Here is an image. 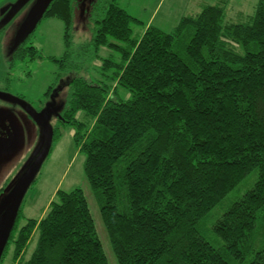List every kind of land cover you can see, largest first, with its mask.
Instances as JSON below:
<instances>
[{"label":"trees","instance_id":"obj_1","mask_svg":"<svg viewBox=\"0 0 264 264\" xmlns=\"http://www.w3.org/2000/svg\"><path fill=\"white\" fill-rule=\"evenodd\" d=\"M120 1L54 0L44 16L65 26L67 50L51 57L70 89L65 104L56 100L58 123L74 127L118 264H264V0L238 23L226 22L221 0L170 32L146 25L139 36L133 24L142 22ZM76 5L89 9L93 36L72 62ZM25 47L12 61L42 58ZM104 47L120 55L106 60L105 78L75 77L77 61ZM53 128L54 141L62 129ZM252 174L254 185L210 217ZM57 198L41 220L21 206L0 264L11 247L12 264H109L83 190Z\"/></svg>","mask_w":264,"mask_h":264},{"label":"rangeland","instance_id":"obj_2","mask_svg":"<svg viewBox=\"0 0 264 264\" xmlns=\"http://www.w3.org/2000/svg\"><path fill=\"white\" fill-rule=\"evenodd\" d=\"M258 1L228 0L226 22L238 23L241 13L252 15ZM17 2L18 0H1L0 6L7 4L8 6H6L11 8ZM220 2L221 0H199L198 2L197 0H121L120 4L142 22L140 24H133L134 33L139 36L145 32L146 25L170 32L178 25L182 17L194 16L200 13L202 4L209 3V5H215ZM32 6L33 4L31 3L24 7V9L20 10L5 24L2 23V16H0V89L8 91L2 93L19 98V100L24 101L36 112L40 113L50 102V98L47 99L45 97V93L50 85H57L56 90L60 88L62 83V80L57 79L59 63L52 61L51 57L61 59L67 47L64 38V23L55 17H46L43 18L25 45L26 49L31 47L36 48L38 55L42 58H33L28 53L24 59L16 57L12 61L13 54H11V51L17 34ZM90 15L89 9L80 12L78 5H76L72 30V50L74 52L72 62L77 60V50L92 39L93 21ZM111 42L118 43L114 39H111ZM236 50L240 51L239 48H236ZM107 59H114L116 62H119L120 55L112 48L104 47L101 48L98 55L92 53L83 56L77 61L79 67L77 70H74V76L90 81L105 78L103 67ZM68 78L69 76L66 77V82ZM108 83L112 82L108 81ZM69 95L70 89L64 85L58 93L56 100L58 99L59 103L65 104L69 99ZM119 97L122 101H129L132 99V94L123 88H119ZM6 102H0L1 107L10 108L15 111L17 132L13 141L17 148L10 159L7 156H3L0 159V192L6 187L1 198L8 192L6 190H9L19 179V175L22 174L21 172L35 153L42 134L40 126L20 104ZM58 118L59 116L53 117L51 124L53 127L61 126L62 137L53 141L49 156L44 161L34 183L26 193L21 205L24 214L27 218L41 220L49 211L51 202L58 201L57 192L59 190L70 192L77 188L82 189L88 201L96 231L102 242L108 262L109 264H118L108 230L101 215L100 205L85 174V154L76 147L74 142V127L60 125ZM79 120H85V116L80 114ZM8 129L12 130L13 125L8 124ZM255 181V174L249 176L220 206L212 211L210 217L216 215L222 206H228L241 197L254 185ZM22 225H24V222ZM204 234L213 245L218 244L217 242L219 241L209 229H206ZM38 239L39 233H36L28 246L27 258L33 255ZM220 244L221 242H219ZM12 251L13 247H11L10 253L5 258L3 264H12Z\"/></svg>","mask_w":264,"mask_h":264},{"label":"water","instance_id":"obj_3","mask_svg":"<svg viewBox=\"0 0 264 264\" xmlns=\"http://www.w3.org/2000/svg\"><path fill=\"white\" fill-rule=\"evenodd\" d=\"M29 1L30 0H18L17 3L13 4L9 14L2 20V23L5 24L11 20ZM53 1L54 0L35 1L17 34L14 43L15 50L35 32ZM61 89V87L56 89L50 102L40 113L36 112L24 101L19 100V98L0 92V98L11 103L20 104L42 129L40 143L35 153L21 172L22 174L19 175L20 177L18 176L19 179L12 186L11 190H6V192L8 191L9 193L7 192L3 198H0V261L14 230L26 193L34 183L44 161L51 152L54 139V128L51 124V120L55 116L58 117L59 112L62 110V107L57 105L55 99L58 95V91Z\"/></svg>","mask_w":264,"mask_h":264},{"label":"flooded vegetation","instance_id":"obj_4","mask_svg":"<svg viewBox=\"0 0 264 264\" xmlns=\"http://www.w3.org/2000/svg\"><path fill=\"white\" fill-rule=\"evenodd\" d=\"M35 1L36 0H30L24 7L28 6L31 3L34 4ZM6 5L7 4H3L0 6V16H2V18H1L2 20L10 12V8L8 9L7 8L8 5L7 6ZM24 7L22 9H24ZM30 37L26 41L22 42L19 45V47L21 45L25 46L26 43L29 41ZM16 50H15V47L13 46L11 54H13ZM0 92H8V91H6V90L3 91L2 89H0ZM0 102L3 103V102H5V100L0 98ZM8 102L9 101H7L6 103H8ZM16 123H17V120L15 117V111L13 109H10V108L1 107V104H0V159H2L3 156H5V157L7 156L8 159H10L13 156L12 154L16 151L17 147L13 141L14 137L16 136V132H17V124ZM8 124L11 126L13 125L12 130L8 129Z\"/></svg>","mask_w":264,"mask_h":264},{"label":"crops","instance_id":"obj_5","mask_svg":"<svg viewBox=\"0 0 264 264\" xmlns=\"http://www.w3.org/2000/svg\"><path fill=\"white\" fill-rule=\"evenodd\" d=\"M199 0H197V2H198Z\"/></svg>","mask_w":264,"mask_h":264},{"label":"bare ground","instance_id":"obj_6","mask_svg":"<svg viewBox=\"0 0 264 264\" xmlns=\"http://www.w3.org/2000/svg\"><path fill=\"white\" fill-rule=\"evenodd\" d=\"M37 57V56H36Z\"/></svg>","mask_w":264,"mask_h":264}]
</instances>
